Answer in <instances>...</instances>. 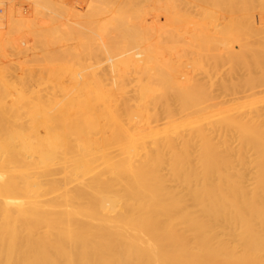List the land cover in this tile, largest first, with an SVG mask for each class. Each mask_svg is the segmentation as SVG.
Listing matches in <instances>:
<instances>
[{"label":"bare ground","instance_id":"6f19581e","mask_svg":"<svg viewBox=\"0 0 264 264\" xmlns=\"http://www.w3.org/2000/svg\"><path fill=\"white\" fill-rule=\"evenodd\" d=\"M174 1L102 41L112 82L2 80L0 264H264V0L187 21ZM27 10L1 1L0 36Z\"/></svg>","mask_w":264,"mask_h":264},{"label":"rangeland","instance_id":"374dc122","mask_svg":"<svg viewBox=\"0 0 264 264\" xmlns=\"http://www.w3.org/2000/svg\"><path fill=\"white\" fill-rule=\"evenodd\" d=\"M1 1L6 0H0V2ZM11 1L16 4L17 8H21L22 11L23 9L28 10L23 13L25 18L22 20L18 19L9 34L0 36V87L2 85V80L9 79V77H13L10 81L16 83L17 79L14 78L12 72L19 71L22 77H25V79L28 78L27 80H32L34 78L32 82L34 83L35 81V91L43 87L44 89L42 88L41 94L47 95V89L45 88L50 86V92L55 91L59 100H63L64 96L58 91V87L68 86L70 83L74 82L75 79L76 81L77 79L80 81L81 76L79 75L85 77L88 83L91 84L100 82L101 79L104 80L107 74L111 75V64L109 60L113 56H106L108 54H104L106 57L102 58L104 55L100 52L101 46L105 40L108 41V38L111 36L114 37L113 35L116 33L119 41L122 36H130L133 34L143 35L144 32L152 35L153 33L151 34L149 31L135 29L133 26L135 23L134 20L136 21V18H138L140 21H143L146 17V19L151 21V19L153 20L155 16L160 14L151 11L152 8H149L152 7L148 5L151 3L149 2L151 0H145L146 3H142L141 1L143 0H50V5L39 0V4L42 7L37 9L34 4L36 0ZM228 1L231 0H219V2L218 0H177V2L174 1V3L176 2V9H180L177 11L178 15L187 21L190 19H204L209 13L208 10L214 8L212 6L216 4L217 10L225 9V6L228 7L231 4ZM237 2H240V0H237ZM237 2L234 1V4H240ZM226 3L227 5H225ZM220 5H224V7ZM238 7H236L237 12L240 11ZM138 10L140 12H138L139 14L137 15ZM145 11L148 12L146 13ZM142 12H145L144 14L146 15ZM220 14L223 13L220 12L218 15ZM160 16H162V14H160ZM148 20L147 24L149 23ZM121 22H126V26L128 24V27L125 26L124 29L116 31L118 23ZM145 33L144 35L146 36ZM38 34L43 38V44L40 42L37 45L33 44L36 42L35 40L37 39H35V36ZM149 34H147V36H150ZM79 36H81V39L83 37L84 41L82 42L85 43L81 45L82 47L77 49L79 51L77 54L78 57L74 58L75 55H72L71 50L73 51L76 47L72 39ZM26 38L30 41L33 39L30 44V49H32L31 52L34 51L32 53L29 52L31 55L26 54L27 56L23 55L24 57L17 56L10 49L11 47H9L8 42L13 39ZM60 46L63 47L61 48ZM60 48L63 51L61 53H59V51H61ZM121 48L122 47H120V49ZM122 50L123 48L121 51ZM126 50H130V47ZM45 52H47L48 55ZM42 55L46 59H43ZM38 57H40V59ZM119 57L117 56L118 62L117 59H115L116 57L114 58L115 62L119 63L124 56ZM121 65L122 64L118 66L117 64V73L125 72V68ZM190 70L191 69L188 71ZM103 72L105 73L104 75ZM107 78L110 82L114 81L112 76L107 75ZM108 79L106 82L109 81ZM39 83L43 85L40 86ZM35 85H39L40 87ZM6 100L0 89L1 104ZM249 179L250 175H248L247 181H249Z\"/></svg>","mask_w":264,"mask_h":264}]
</instances>
